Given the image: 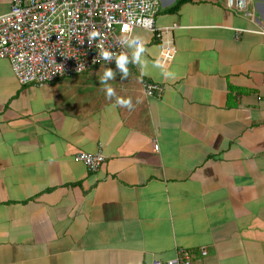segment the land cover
<instances>
[{
	"label": "crops",
	"instance_id": "crops-1",
	"mask_svg": "<svg viewBox=\"0 0 264 264\" xmlns=\"http://www.w3.org/2000/svg\"><path fill=\"white\" fill-rule=\"evenodd\" d=\"M154 24L127 79L21 85L0 58V264H264V0H159ZM167 50L172 79L151 63ZM98 150L95 172L74 158Z\"/></svg>",
	"mask_w": 264,
	"mask_h": 264
},
{
	"label": "built area",
	"instance_id": "built-area-1",
	"mask_svg": "<svg viewBox=\"0 0 264 264\" xmlns=\"http://www.w3.org/2000/svg\"><path fill=\"white\" fill-rule=\"evenodd\" d=\"M249 1L226 0V5L242 11ZM158 8L159 0H11L10 9L0 14V58L9 60L21 85H42L96 64H115L118 55L130 56L129 44L140 43H133L135 28H145L149 21L146 29L154 30ZM93 32L97 35L90 42ZM251 32L264 34V25ZM97 44L114 54L110 61L101 57ZM169 58L168 50L162 52V62ZM142 88L146 96H158L164 90L162 84L146 80ZM74 158L95 172L105 155L101 150L81 151ZM156 263L191 264V254L179 249L174 257Z\"/></svg>",
	"mask_w": 264,
	"mask_h": 264
},
{
	"label": "clouds",
	"instance_id": "clouds-1",
	"mask_svg": "<svg viewBox=\"0 0 264 264\" xmlns=\"http://www.w3.org/2000/svg\"><path fill=\"white\" fill-rule=\"evenodd\" d=\"M143 11L144 9L141 8ZM144 27L148 28L150 27V22L145 21ZM125 31H128L127 28ZM97 34L95 32L89 34V41L91 42ZM136 40H140L141 42L136 44V49L134 52V57L135 59L132 61V63H138V67L143 71L144 67L146 66L149 61L145 58H143V54L145 53L146 47L142 41V37L140 35H136L135 40L133 43L136 42ZM98 48H100V54L101 57L104 60L110 61L111 58L113 57V53L109 51L108 49L101 48L100 44L96 45ZM117 59V67L122 71V79H127L129 77V68H128V63H129V58L126 54H120L116 57ZM94 63L97 62L96 60L93 61ZM154 67L160 68L162 70V76L165 79H172L175 77V72L170 70L164 62H162L160 59H156L155 61H151ZM79 70V69H78ZM143 74L148 75L146 71L143 72ZM116 73L113 71L111 68H106L103 72V75L100 77V82L102 85H104V88L106 90V94L108 98H111L113 95H115V89L112 87L111 84L108 83L109 80H114L115 79ZM117 104L122 107L128 108L130 111L134 108V105L132 103L131 98H118L117 99Z\"/></svg>",
	"mask_w": 264,
	"mask_h": 264
}]
</instances>
